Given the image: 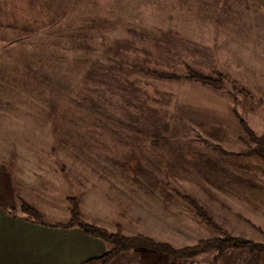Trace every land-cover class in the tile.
<instances>
[{
  "label": "rangeland",
  "instance_id": "1",
  "mask_svg": "<svg viewBox=\"0 0 264 264\" xmlns=\"http://www.w3.org/2000/svg\"><path fill=\"white\" fill-rule=\"evenodd\" d=\"M239 119L264 136V0H0V178L64 173L67 202L121 210L124 234L175 247L219 235L178 193L189 195L264 243V162ZM229 250L138 249L112 264H264Z\"/></svg>",
  "mask_w": 264,
  "mask_h": 264
},
{
  "label": "crops",
  "instance_id": "2",
  "mask_svg": "<svg viewBox=\"0 0 264 264\" xmlns=\"http://www.w3.org/2000/svg\"><path fill=\"white\" fill-rule=\"evenodd\" d=\"M6 173L2 172L0 184L2 186L6 183L12 190L10 189L9 194L0 201V264H85L106 251L105 242L85 233L80 227L59 225L69 218L67 197L61 187V183L63 186L65 184L64 173L61 183L47 180L44 172H13L12 179ZM49 184L53 187L50 188ZM20 200L36 208L42 214L44 222L27 219L21 211L9 212L11 208L19 206ZM241 201L242 198L238 195L236 203L241 204ZM92 203L86 202L85 195L79 198V213L85 220L111 232L120 230L123 233L119 222V218L124 214L121 210L118 212V218L108 217L105 213L100 215L102 210L98 213V207ZM116 205L121 206L120 202ZM236 250L243 249H231ZM229 251L226 250L222 255Z\"/></svg>",
  "mask_w": 264,
  "mask_h": 264
},
{
  "label": "trees",
  "instance_id": "3",
  "mask_svg": "<svg viewBox=\"0 0 264 264\" xmlns=\"http://www.w3.org/2000/svg\"><path fill=\"white\" fill-rule=\"evenodd\" d=\"M186 69L187 74L184 78L188 80H193L214 88L221 86V74L219 77L214 78L209 75L201 74L190 67H186ZM239 124L242 130L246 133L248 139L253 142V146L246 152L254 154L264 162V136H257L243 119H239ZM178 195H180L181 198H183L186 203L192 207L197 219H199L200 222L212 227L219 233V235L212 238L200 239L192 245L175 247L167 242L155 240L140 233L125 235L120 230L111 232L102 226L86 222L80 218L76 197L69 198V218L67 222L60 223L59 225L66 227L76 225L85 233L105 242L107 245L106 251L100 256L86 261L85 264H109L121 253L138 249L157 252L177 259H188L199 253L211 251L215 252L216 256H221L223 252L229 249H247L251 252H264V243L253 241L252 239L244 236L231 234L224 229L195 198L180 193H178ZM19 209L26 215L27 219L40 223L44 222L42 214L25 201H19ZM13 211H15L14 208L9 210L11 213H13Z\"/></svg>",
  "mask_w": 264,
  "mask_h": 264
}]
</instances>
